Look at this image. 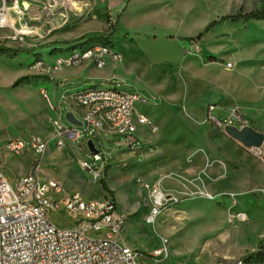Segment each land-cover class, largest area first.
Returning a JSON list of instances; mask_svg holds the SVG:
<instances>
[{
  "label": "rangeland",
  "instance_id": "1",
  "mask_svg": "<svg viewBox=\"0 0 264 264\" xmlns=\"http://www.w3.org/2000/svg\"><path fill=\"white\" fill-rule=\"evenodd\" d=\"M18 1L22 14L10 11L0 47L33 53L0 54V163L10 185L31 172L39 157L16 156L6 144L34 136L51 141L42 175L85 199L115 200L127 217L123 238L137 250L139 264H244L242 257L264 247V156L254 157L215 122L237 109L264 135V19L224 22L191 40L211 22L256 10L264 0ZM109 39L123 58L106 68L109 76L94 70L83 75L77 68L48 75L33 68L40 58L55 63L59 52L51 56L49 44ZM24 75L31 77L28 83L11 88ZM108 79L144 100L137 108L156 131L139 126L129 146L117 135L81 127L78 141L56 148L58 112L62 126L74 127L62 95L90 83L107 85ZM74 116L82 122L78 112ZM89 141L105 157L107 171L82 169L79 160L94 165ZM148 184L177 199L165 205L154 228L146 223ZM51 219L71 224L64 213Z\"/></svg>",
  "mask_w": 264,
  "mask_h": 264
},
{
  "label": "built area",
  "instance_id": "2",
  "mask_svg": "<svg viewBox=\"0 0 264 264\" xmlns=\"http://www.w3.org/2000/svg\"><path fill=\"white\" fill-rule=\"evenodd\" d=\"M21 7L18 0H0V28L10 26V11L22 14ZM47 13L49 16L50 12ZM112 43V39L92 44L80 40L62 45L57 49L59 53L53 65L40 59L35 60L33 68L55 75L91 62L98 70H104L121 60ZM107 82V85L90 86L62 95V104L68 106L69 112L75 114L76 111L82 116L85 133L117 135L124 138L126 145L132 146V142L137 141L133 136L139 126L156 131L148 117L137 108L144 100L134 92L111 86L112 80ZM44 96L52 104L45 93ZM52 107L58 110L55 104ZM215 122L223 129L233 126L241 130L249 126L246 115L237 109ZM56 125L53 139L56 148H65L80 139L81 127L62 126L59 112ZM50 143L32 136L6 144L5 149L16 156L33 152L39 160L31 172L18 177L14 188L0 163V264H139L137 250L127 246L123 238L127 217L118 211L113 198L85 199L79 192L70 193L58 182L42 175L40 164ZM245 149L256 158L264 156L263 146ZM90 156L94 165L79 160L88 173H98L99 166H107L98 150ZM146 187L151 188L149 184ZM151 189L152 207L146 223L154 228L165 205L177 199L165 195L158 185ZM59 213L71 220L69 226L51 219ZM167 250L164 245L162 252Z\"/></svg>",
  "mask_w": 264,
  "mask_h": 264
},
{
  "label": "trees",
  "instance_id": "3",
  "mask_svg": "<svg viewBox=\"0 0 264 264\" xmlns=\"http://www.w3.org/2000/svg\"><path fill=\"white\" fill-rule=\"evenodd\" d=\"M264 19V5H262L260 8L253 10L251 12H247V13H236L234 15H227V16H223L221 17L219 20H215L213 22H211L202 33H200L198 36H196L195 38L191 39V40H199L201 39L205 33H207L208 31H210L214 26L224 23V22H236V21H243V22H249L251 20H263ZM113 35V34H111ZM48 46H51L50 44ZM22 52H27V53H32L33 50L30 49H13V48H7V47H0V54H6V55H10L13 57L18 56L19 54H21ZM31 79L30 76H22L20 78H18L13 85L11 86V88H16L18 86H20L23 83H28V81ZM110 168V166H107L106 171ZM103 183V187L106 191H109L105 182ZM241 262H243L244 264H264V247L261 246L259 250L249 253L247 255H245L244 257L241 258Z\"/></svg>",
  "mask_w": 264,
  "mask_h": 264
},
{
  "label": "water",
  "instance_id": "4",
  "mask_svg": "<svg viewBox=\"0 0 264 264\" xmlns=\"http://www.w3.org/2000/svg\"><path fill=\"white\" fill-rule=\"evenodd\" d=\"M66 118L72 125L82 127V122L77 121L73 113H67ZM224 131L227 136L241 144L244 148L261 147L264 145V135L250 126L241 130L233 126H228ZM88 147L91 153L97 152L92 141L88 142Z\"/></svg>",
  "mask_w": 264,
  "mask_h": 264
},
{
  "label": "crops",
  "instance_id": "5",
  "mask_svg": "<svg viewBox=\"0 0 264 264\" xmlns=\"http://www.w3.org/2000/svg\"><path fill=\"white\" fill-rule=\"evenodd\" d=\"M118 30V29H117ZM117 33H116V31L114 32V34H113V36H117L116 35ZM52 46V45H51ZM51 46H46V49L49 51V54L51 55V56H53V55H56V52H57V49L59 48V45L58 46H53V47H51ZM25 49V48H24ZM35 52H37V50L35 51ZM33 53V52H32ZM121 55V54H120ZM41 59V58H40ZM123 61V58H122V56H121V60L119 61V62H117V63H114V65H118L119 63H121ZM75 68H77L78 70H80V71H82V74L83 75H86L88 72V70H90V71H92V70H94V72H96V73H98V74H100V75H103V76H109L108 75V73L107 72H105V70L106 69H104V70H98L95 66H94V64H92L91 62H87V63H85V64H83V65H81V66H79V67H75ZM110 73V72H109ZM82 74H80V75H82ZM24 76H28V75H24ZM109 80V79H108ZM53 81H55V76H54V78H51V81H49V82H53ZM48 82V83H49ZM101 85H103V84H101ZM90 86H100V85H94L93 83H90L87 87H90ZM87 87H83L82 89H85V88H87ZM82 89H78V90H82ZM51 94H53V91L51 90V92H50ZM51 101V100H50ZM53 104H55V103H53ZM56 105V104H55ZM255 173V172H254ZM249 179H251V178H248V184H250V180ZM253 180V179H252ZM253 182V181H252ZM244 184V183H243ZM125 241V240H124ZM125 244L127 245V246H129V247H131L132 248V246H130V244H128L126 241H125Z\"/></svg>",
  "mask_w": 264,
  "mask_h": 264
}]
</instances>
